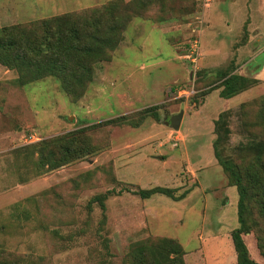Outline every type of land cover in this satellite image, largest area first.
Returning <instances> with one entry per match:
<instances>
[{
  "label": "rangeland",
  "instance_id": "obj_1",
  "mask_svg": "<svg viewBox=\"0 0 264 264\" xmlns=\"http://www.w3.org/2000/svg\"><path fill=\"white\" fill-rule=\"evenodd\" d=\"M54 17L109 39L85 40L102 60L79 98L0 64V264H143L153 247H178L182 264H235L237 195L213 155L214 121L220 158L244 181L257 162L247 146L264 142V0H0V36L43 39L38 23ZM232 74L245 86L220 98ZM155 187L169 191L137 194ZM243 207L241 239L264 264L249 192Z\"/></svg>",
  "mask_w": 264,
  "mask_h": 264
},
{
  "label": "trees",
  "instance_id": "obj_2",
  "mask_svg": "<svg viewBox=\"0 0 264 264\" xmlns=\"http://www.w3.org/2000/svg\"><path fill=\"white\" fill-rule=\"evenodd\" d=\"M64 20L65 18L63 17H54L39 22L38 25H42L43 28L44 26L48 27L42 33L43 39H40L37 34L33 35L30 33V39L25 36L22 40L15 36L18 34V29L17 31L12 29L3 30L4 33L6 32L9 35L5 36L3 33L0 36V64L6 65L9 69L15 71L18 70L17 80L28 78L29 80L26 82H31L51 77L59 82V86L64 93L68 96L79 98L80 90H83L85 84L90 80V71H88L90 64H95L102 60V56L99 57L102 54L101 51L90 54L85 50L88 47L85 40H88L87 38L91 39V41L95 39L94 43H97L109 38L106 33H100L97 30L84 35L81 33L80 35L74 29L75 25L71 26L67 31H62L60 26L62 27ZM51 25L56 26L51 28ZM51 32L55 33L52 34ZM20 34L22 35V31ZM73 60H76L79 71L74 69L76 64L70 65V61L72 62ZM221 86L223 87V91L219 93L220 98L228 99L242 90V87L245 86V81L232 74L221 82ZM148 109L151 108L149 107ZM120 120H123V117L106 120L101 122V124L115 123ZM214 125L216 138L213 141V155L222 171L227 174L237 195L236 221L238 226L230 232V241L235 254V264H257L249 259L246 247L241 239V234H248L250 231L243 219V201L247 198L249 192L256 200L257 211L262 220L258 230V233H261V240L259 238L256 239L258 248H261L259 242H264V160L259 158V154L260 150H264V142L259 141L260 143L258 144H249L247 146L248 150L253 151L257 162L255 163V167L249 170L246 179L243 181L234 166L227 159H221L218 153L219 137L217 136V130L223 129L221 116L214 121ZM71 134L67 132L61 136L54 137L50 141L63 139ZM60 149L63 155L69 152L67 146H61ZM64 164L65 161L62 162L61 159H58L57 162L51 161L50 169L58 168ZM168 191L167 189L155 187L149 190H139L137 194L141 199H147L154 194L165 195ZM165 242L167 244L170 243V241ZM151 249H145L144 253H142L143 257L146 258V262H143V264H182L181 258L178 257L180 254L182 256V253L178 247H173L174 251L169 250V247L159 249L153 247ZM170 251L174 255L172 259H169L167 256ZM260 253L264 258V252ZM136 260L137 263L135 264H142L141 257Z\"/></svg>",
  "mask_w": 264,
  "mask_h": 264
},
{
  "label": "water",
  "instance_id": "obj_3",
  "mask_svg": "<svg viewBox=\"0 0 264 264\" xmlns=\"http://www.w3.org/2000/svg\"><path fill=\"white\" fill-rule=\"evenodd\" d=\"M181 117H182V111H179L177 114L171 116L169 119L170 128L177 130L180 124Z\"/></svg>",
  "mask_w": 264,
  "mask_h": 264
},
{
  "label": "crops",
  "instance_id": "obj_4",
  "mask_svg": "<svg viewBox=\"0 0 264 264\" xmlns=\"http://www.w3.org/2000/svg\"><path fill=\"white\" fill-rule=\"evenodd\" d=\"M181 119H182V117H181Z\"/></svg>",
  "mask_w": 264,
  "mask_h": 264
}]
</instances>
